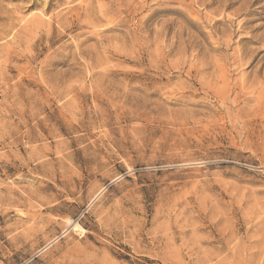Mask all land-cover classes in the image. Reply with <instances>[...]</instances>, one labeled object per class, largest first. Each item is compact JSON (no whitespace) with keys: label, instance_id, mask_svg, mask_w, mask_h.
<instances>
[{"label":"rangeland","instance_id":"1","mask_svg":"<svg viewBox=\"0 0 264 264\" xmlns=\"http://www.w3.org/2000/svg\"><path fill=\"white\" fill-rule=\"evenodd\" d=\"M29 1L0 0V264H264V0L37 32Z\"/></svg>","mask_w":264,"mask_h":264},{"label":"bare ground","instance_id":"2","mask_svg":"<svg viewBox=\"0 0 264 264\" xmlns=\"http://www.w3.org/2000/svg\"><path fill=\"white\" fill-rule=\"evenodd\" d=\"M62 1H65V0H56L55 2H54V0H46L44 3H42V9H41V14L42 15H44V12H48V11H50V9L52 8V7H54V6H58V4H61L62 3ZM112 1V0H111ZM155 1H157V0H155ZM175 1V0H174ZM213 1V0H212ZM211 1V2H212ZM249 1V0H248ZM30 2V3H29ZM28 2V4H31V6H34V5H36V1L35 0H30ZM66 3H68V1L66 0L65 1ZM74 2H75V0H74ZM77 2V6L76 7H70V8H68L67 9V12H60V13H56V14H53V15H55V16H53V18L52 17H49V21H44V17L42 16V18L41 17H37V16H33L32 15V17H31V19H29V20H27V22H26V20H25V26H26V24H29L30 25V28H31V32L34 30V29H36V32H37V30H39V29H41V27H43L44 25H47V26H50L51 25V21L54 19V21L56 22H54L55 23V25H58L59 27H61V28H66V27H69V26H71V27H76L77 29H80L81 27L79 26L78 27V23L80 22V20H82L83 19V21H84V23H83V25H81V26H84L85 28L86 27H88V28H90L89 30H92V29H95L94 28V25L95 24H97V23H100V22H102V21H104V22H106V23H108V25L107 26H109V25H111V24H113L112 23V21L110 20V14H112L111 13V11H110V9L107 7V5L109 6V4H107L108 2H109V0H77L76 1ZM120 2V1H119ZM124 2V1H123ZM142 2V1H141ZM216 2V1H215ZM247 2V1H246ZM66 3H63V5H65ZM71 3H72V1H71ZM93 3H94V5L95 6H93ZM121 3V2H120ZM175 3V2H174ZM203 3H205V1L203 2H201V4H203ZM207 3V2H206ZM208 3H209V1H208ZM216 3H218L217 5L219 6H223V8H226V7H229L231 4L233 5V0H217V2ZM241 3V2H240ZM250 3H252V2H250ZM112 4V3H111ZM111 4H110V6H111ZM125 4V3H124ZM136 4V3H135ZM244 4V3H243ZM249 4V3H248ZM252 4H254V3H252ZM40 5V4H39ZM72 5V4H71ZM126 5V4H125ZM124 5V6H125ZM136 5H139L140 6V4L138 3V4H136ZM173 5H175V4H173ZM205 5V4H204ZM242 5V4H241ZM240 5V6H241ZM246 5H247V3H246ZM69 6V5H68ZM109 6V7H110ZM113 6V5H112ZM121 6V5H120ZM123 6V5H122ZM123 6V7H124ZM181 6V5H180ZM179 6V7H180ZM199 6H201L200 4H199ZM208 6H209V4H208ZM219 6V7H220ZM243 6V5H242ZM126 7H128V5L126 6ZM137 7V6H136ZM141 7V6H140ZM175 7H176V5H175ZM231 7V6H230ZM246 7V6H245ZM244 7V8H245ZM59 8V7H58ZM122 8V7H121ZM178 8V7H177ZM243 8V7H242ZM262 8V7H261ZM112 9V8H111ZM176 9V8H175ZM181 9V8H180ZM219 9V11H220V8H218ZM222 9V8H221ZM241 9V8H240ZM245 9H247V8H245ZM263 9H264V7H263ZM53 10V9H52ZM237 11H238V8L236 9ZM242 10H244V9H242ZM62 11H64V10H62ZM66 11V10H65ZM116 11H118V10H116ZM217 11V13L219 12L218 10H216ZM222 11V10H221ZM168 13H170L172 16L173 15H176V11H174V10H169V11H167ZM225 12V11H224ZM238 12H240V11H238ZM249 12V11H248ZM215 13V12H214ZM220 13V12H219ZM218 13V14H219ZM235 13L237 14V12L235 11ZM247 13V12H246ZM41 14L39 15V16H41ZM69 14H75L77 17H76V20H71V18H68V16H70ZM118 14V13H117ZM229 14V13H228ZM260 14V13H259ZM47 15H50L49 13L47 14ZM220 15H222V12L220 13ZM234 15V14H233ZM238 15V14H237ZM243 15H245V14H243ZM250 15V14H249ZM52 16V15H51ZM231 15H229V17H228V19L229 18H231L230 17ZM236 16V15H235ZM114 17V16H113ZM176 17V16H175ZM174 17V18H175ZM208 17V16H207ZM224 17V16H223ZM232 17H234V16H232ZM243 17V16H242ZM249 17V16H248ZM74 18V17H73ZM179 18V17H178ZM219 18V17H218ZM221 18V17H220ZM225 18V17H224ZM14 19V18H13ZM12 19V20H13ZM43 19V20H42ZM177 19V18H176ZM175 19V20H176ZM215 19V18H214ZM233 19V18H232ZM244 19V18H243ZM248 19V18H247ZM17 20V19H16ZM19 20V19H18ZM114 20V19H113ZM206 20V19H205ZM213 20V19H212ZM223 20V19H222ZM240 20H242V19H240ZM218 21V20H217ZM219 21H221V20H219ZM231 21V20H230ZM236 21V20H235ZM245 21V20H244ZM250 21V20H249ZM14 22V21H13ZM10 23V24H8V28H9V31H7V32H11V31H13V29L15 28V24L14 23ZM17 22H19V21H17ZM53 22V21H52ZM222 22V21H221ZM229 22V21H228ZM247 22V21H246ZM24 23V22H23ZM53 23V24H54ZM176 23V22H175ZM174 23V24H175ZM233 23V22H232ZM242 23V22H241ZM101 24V23H100ZM115 24V23H114ZM120 24V23H119ZM18 25V24H17ZM21 25V24H20ZM180 25V24H179ZM216 25V24H215ZM237 25H238V23H237ZM263 25V24H262ZM96 26V25H95ZM112 26V25H111ZM176 26H178V24L176 25ZM232 26V25H231ZM240 26V25H239ZM245 26V25H244ZM244 26H243V28H244ZM110 27V26H109ZM162 27V26H161ZM255 27V26H254ZM260 27V26H259ZM263 27V26H262ZM25 28V27H24ZM34 28V29H33ZM50 28V27H49ZM49 28H44V29H46V30H44L46 33H47V29H49ZM92 28V29H91ZM108 28V27H107ZM111 28V27H110ZM174 28V27H173ZM253 28V27H252ZM251 28V29H252ZM256 28V27H255ZM22 29V28H21ZM21 29H20V31H21ZM29 28H27V32L28 31H30V30H28ZM69 29V28H68ZM81 29H83V28H81ZM97 29V28H96ZM113 29V28H112ZM178 29H180V27L178 28ZM177 29V30H178ZM238 29V28H237ZM241 29V28H240ZM250 28H249V30H251ZM25 30V29H24ZM42 30V29H41ZM49 30H51V29H49ZM62 30H64V29H62ZM76 30V29H75ZM88 30V31H89ZM176 30V29H175ZM216 29H214V31H215ZM252 30H254V29H252ZM251 30V31H252ZM256 30V29H255ZM18 31H19V29H18ZM19 31V32H20ZM60 31V30H59ZM77 31V30H76ZM83 32H86L85 31V29L84 30H82ZM98 31V30H97ZM181 31V30H180ZM190 31V30H189ZM242 31V30H241ZM18 32V33H19ZM80 32V31H79ZM178 32V31H177ZM191 32V31H190ZM226 32V31H225ZM248 32V31H247ZM250 32V31H249ZM257 32V31H256ZM48 33H49V31H48ZM78 33V32H77ZM81 33V32H80ZM91 33V32H90ZM94 33V32H93ZM179 33V32H178ZM181 33V32H180ZM214 33H216V32H214ZM219 32H217V34H218ZM221 34H222V31L220 32ZM219 33V34H220ZM252 33V32H251ZM250 33V34H251ZM264 33V32H263ZM15 34V33H14ZM16 34H17V32H16ZM22 34H23V32H22ZM24 34H26V32L24 33ZM23 34V35H24ZM29 34H31V33H29ZM33 34V33H32ZM31 34V35H32ZM38 34H39V32H38ZM50 34V33H49ZM92 34V33H91ZM95 34H96V32H95ZM99 34V33H98ZM97 34V35H98ZM229 35H230V33H228ZM228 34H227V36H228ZM253 34H254V32H253ZM27 36H28V34H26ZM30 35V37H33V36H31ZM40 35V34H39ZM42 35V34H41ZM40 35V36H41ZM103 35V34H102ZM106 35V34H105ZM180 35V34H179ZM188 35V34H187ZM248 35V34H247ZM256 35L257 34H255V36L254 37H252V39H254V38H257L256 40H258V37H256ZM263 35V34H262ZM8 36V35H7ZM17 36V35H16ZM174 36H175V34H174ZM182 36V35H181ZM225 36V35H224ZM223 35L221 36V37H224ZM22 37H24V36H22ZM30 37H28V38H30ZM35 37V36H34ZM95 37V36H94ZM176 37H179V36H176ZM189 37V38H188ZM188 37H187V41H188V43H189V39H190V36L188 35ZM231 37H232V35H231ZM230 36H229V39H227V40H229L230 41V38H231ZM12 38H14V36L12 37ZM36 38V37H35ZM261 38V37H260ZM262 38H264V37H262ZM16 39H21V38H19L18 36H17V38ZM24 39V38H23ZM21 40L23 43L22 44H24V40ZM102 39H104V38H102ZM220 39H224V38H220ZM240 39V38H239ZM242 39V38H241ZM245 39H246V37H245ZM27 39L25 38V41H26ZM30 40V39H29ZM32 40V39H31ZM30 40V41H31ZM100 40H101V38H100ZM108 40V39H107ZM175 40H176V38H175ZM179 40V39H178ZM191 40V39H190ZM193 40H194V38H193ZM193 40H192V42H193ZM225 40V39H224ZM224 40H223V42H224ZM237 40V39H236ZM259 40H261V41H263L262 39H259ZM258 40V41H259ZM28 41V40H27ZM26 41V42H27ZM35 41V40H34ZM85 41V40H84ZM181 41V40H180ZM180 41H177V43H181ZM250 41L252 42L253 40H251L250 39ZM17 43H18V41H16ZM25 42V43H26ZM81 42V41H80ZM228 42V41H227ZM227 42H225V43H227ZM254 42V41H253ZM17 43L15 44V45H17ZM21 42L19 41V44H20ZM196 43V42H195ZM222 43V42H221ZM225 43H223L224 45V47L226 46V44ZM242 43V42H241ZM240 43V44H241ZM257 43V42H256ZM258 43L260 44L259 46H258ZM256 45L258 46V49H261L260 47H261V42H258ZM26 44H28V43H26ZM26 44H24V45H26ZM192 44V43H191ZM244 44V43H243ZM29 45V44H28ZM180 45H182V43L180 44ZM179 45V47H183V46H180ZM188 45V44H187ZM193 45H194V43H193ZM193 45H191V46H193ZM27 46V45H26ZM229 46V45H228ZM227 46V47H228ZM30 47V46H29ZM178 47V48H179ZM230 47V46H229ZM252 47V46H251ZM250 47V48H251ZM254 47V46H253ZM264 47V46H263ZM177 48V49H178ZM242 48V47H241ZM244 49H245V46L243 47ZM249 47H248V50L250 49ZM255 48H257V47H255ZM79 49V48H78ZM227 49V48H226ZM247 49V48H246ZM4 50V49H3ZM9 50V49H8ZM77 50V49H76ZM84 50V49H83ZM181 50V49H180ZM239 50V49H238ZM238 50H237V54H239L238 53ZM255 49H251L250 51H248V53L245 51V53L244 54H241V56H239V59H238V61H241L242 60V58L244 57V56H247V57H250L249 56V54L250 53H252V51H254ZM11 51V50H10ZM9 51V52H10ZM87 51V53H88V50H86ZM92 51V50H91ZM182 51V50H181ZM241 51V50H240ZM239 51V52H240ZM244 51V50H243ZM256 51H258V50H256ZM93 52V51H92ZM236 52V51H235ZM49 54V53H48ZM82 54V53H81ZM86 54V53H85ZM89 54V53H88ZM87 54V55H88ZM90 55V54H89ZM253 55H254V53H253ZM261 55V54H260ZM1 56V55H0ZM264 57V56H263ZM228 58V57H227ZM227 58H224V60H226ZM230 58V57H229ZM238 58V57H237ZM246 58V57H245ZM259 58V57H258ZM257 58V59H258ZM97 59V58H96ZM251 59V58H250ZM256 59V60H257ZM100 61V60H99ZM245 61V60H244ZM247 61V60H246ZM259 61V60H258ZM102 62V61H101ZM223 62H225V61H223ZM251 62V61H250ZM263 62V61H262ZM226 63H227V61H226ZM246 63V62H245ZM254 63V62H253ZM259 63H261L260 61H259ZM93 64V63H92ZM98 64V63H97ZM224 64V63H223ZM251 64V63H250ZM248 65V64H247ZM252 65V64H251ZM258 65V64H257ZM216 66H218V65H216ZM243 66L245 67V65L243 64ZM263 66V65H262ZM87 67V66H86ZM91 67V66H90ZM223 67V66H222ZM221 67V68H222ZM224 67H226L225 65H224ZM234 67V66H233ZM264 67V66H263ZM218 68V67H217ZM250 68V67H249ZM257 68H259V67H257ZM262 68V67H261ZM214 69V68H213ZM225 69H227V68H225ZM264 69V68H263ZM262 69V70H263ZM216 70V69H215ZM214 70V71H215ZM223 70H224V68H223ZM44 71V70H43ZM213 71V72H214ZM216 72V71H215ZM220 72V71H219ZM263 72V71H262ZM217 73V72H216ZM243 73V72H242ZM218 74V73H217ZM245 74V73H244ZM243 74V75H244ZM259 74V73H258ZM262 74V73H261ZM260 74V76H264V74L263 75H261ZM215 76V75H214ZM218 76V75H217ZM220 76V75H219ZM258 76V75H257ZM213 77V76H212ZM209 78V77H208ZM245 78V77H244ZM256 78V77H255ZM261 78V77H260ZM253 81L254 80H256V79H252ZM243 81H245V79H243ZM246 81H247V78H246ZM252 81V82H253ZM254 83V82H253ZM216 84H217V82H216ZM247 84V83H246ZM245 84V85H246ZM255 84V83H254ZM256 84H257V80H256ZM262 84V83H261ZM260 84V85H261ZM248 85V84H247ZM258 86H260L259 85V83L257 84ZM256 85V86H257ZM251 86H253V85H251ZM250 88V87H249ZM254 88V87H253ZM233 89V88H232ZM258 89V88H257ZM63 90V89H62ZM241 90V89H240ZM64 91V90H63ZM71 91V90H70ZM70 91H68V92H70ZM73 91V90H72ZM58 92V91H57ZM228 94V93H227ZM23 95V94H22ZM57 95V94H56ZM74 95V94H73ZM16 96V95H15ZM30 96H32V95H30ZM222 96V95H221ZM75 97H76V95H75ZM219 98V97H218ZM26 99V98H25ZM220 99V98H219ZM225 100V99H224ZM223 100V101H224ZM29 101V100H28ZM20 102V101H19ZM22 102V101H21ZM31 102V101H30ZM72 102H74V101H72ZM71 102V103H72ZM75 102H76V100H75ZM29 103V102H28ZM74 104V103H73ZM71 105V104H70ZM75 105V104H74ZM30 106H31V104H30ZM76 107V106H75ZM30 109V108H29ZM72 109H75V108H73L72 107ZM72 111V110H71ZM75 110H73V112H74ZM77 113V112H76ZM73 115H75V114H73ZM154 168V167H153ZM149 169V168H148Z\"/></svg>","mask_w":264,"mask_h":264}]
</instances>
